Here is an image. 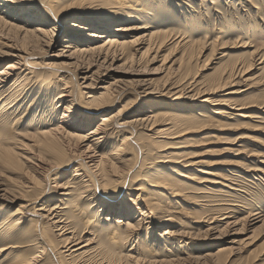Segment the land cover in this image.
<instances>
[{"label": "rangeland", "instance_id": "rangeland-1", "mask_svg": "<svg viewBox=\"0 0 264 264\" xmlns=\"http://www.w3.org/2000/svg\"><path fill=\"white\" fill-rule=\"evenodd\" d=\"M121 1L124 3L122 8L125 7L134 17L113 26L110 33H103V29L84 30L85 22L65 15L59 23L43 24L18 19L13 12L3 14L11 23L26 25L23 30H16L4 20L0 21V49H13L16 55L26 57L24 65L28 70L18 71L21 77L17 85L6 91L0 90V245L5 241V221L9 214L12 218L25 214L27 206H23L27 201L38 207L46 202L52 207L57 206L56 211L62 220L69 218L76 223L81 219L93 220V224L82 232L84 243L93 235L95 237V247L87 248L81 259L88 264H153L157 257L165 259L159 264H264V223L258 222L261 218L257 219L259 215L264 217V63L259 59V54L264 55V0H180V6L171 4L174 0H142L143 11L135 13L129 6L134 0ZM0 8L3 7L0 5ZM26 28L33 32V37L25 34ZM36 28L39 30L35 31ZM151 32H155L152 37L156 43L150 47L142 44L140 48L136 43H149L147 34ZM69 33H74L80 40L74 37L77 41L69 44L66 42ZM113 34L126 41L119 54L88 56L74 47L99 45L104 38L98 36ZM183 38L196 43L188 46L181 40ZM256 49L260 50L259 53ZM253 52V56H248ZM12 61L16 63L19 59L1 55L0 69ZM253 61L256 65L250 73L245 75L237 70L240 65L246 66ZM75 75H78L81 92H88L95 99L102 96L104 87L108 89L103 97H107L113 106L100 110L92 122L81 119L79 104L86 95H80L79 103L76 102L77 91L70 95L65 92L55 100L67 87L75 88ZM68 82L69 85H64ZM170 88L173 91L168 94ZM179 90L185 93V97L174 99L180 95ZM197 91L198 96L188 97L195 92L197 95ZM73 98L75 103L70 102ZM203 98L210 99L211 103H201ZM228 101L234 107L255 102L263 104L243 110L252 118L226 115L216 119L215 108L223 107L222 103ZM118 111H122L124 119L152 113L157 115L156 119L164 120L160 121L162 124H167L170 116L178 119L172 121V128L166 131L163 140L155 139L150 131L140 126L135 128L137 136L133 141H128L125 133L112 131L99 152L103 155V162L120 165L119 156L112 155V152L122 146L121 150L129 154L128 158L131 157V148L138 151L139 163L145 164L137 165L136 175L152 172L154 176L162 171L178 178L174 171L190 170L195 178V181L185 180L193 189L177 202L173 201L166 211L177 216L174 226L180 234L172 239L164 237L167 226L163 223L149 235L156 236L153 246V241H149L151 238H147V231L143 230L133 239L124 241L121 247H112L105 234L113 232L114 223L102 219L110 211H102V215L100 202H94L92 191L85 187L91 173L77 170L81 144L76 138L62 140L65 156L59 158L60 154L54 155L46 150L43 142L45 129L61 125L58 131L64 128L86 132L95 128L101 115ZM64 113L68 117L62 118ZM77 118V128L69 127L68 124ZM155 141L164 146L159 147ZM165 152L170 155H163ZM15 154L17 160H13ZM182 157L196 162L193 166L198 171L191 166L185 169L173 164L180 163ZM165 160L172 165L170 170L163 166ZM134 162L131 158L122 168L128 169ZM78 172L83 175H77ZM225 176L232 181L234 189L205 182ZM136 182V178L130 179L129 187ZM58 183L68 190L54 187ZM227 183L230 186L231 182ZM206 186L225 189L227 196L220 198L239 205L238 214H244L240 217L248 216L246 229L234 233L230 228L222 227L214 234H206L207 224L196 221L199 216L211 213L206 198L202 197L204 194L197 189ZM144 190L149 192L148 187ZM130 194L135 193L130 191ZM25 216L27 224L39 223L37 216L31 213ZM43 226L46 234L57 242L60 231H55L49 223ZM219 247L223 248L221 254L216 252ZM46 250L49 253L50 248ZM47 251L45 255L49 256ZM151 252L156 257H152ZM7 253L0 260H5ZM207 253L214 255L205 256ZM110 254L114 255V262L106 258ZM46 256L45 262L56 264ZM135 256L140 263L134 262ZM197 256L202 259L195 258Z\"/></svg>", "mask_w": 264, "mask_h": 264}, {"label": "bare ground", "instance_id": "bare-ground-1", "mask_svg": "<svg viewBox=\"0 0 264 264\" xmlns=\"http://www.w3.org/2000/svg\"><path fill=\"white\" fill-rule=\"evenodd\" d=\"M178 1L180 0H174L171 4L176 6L177 5L176 3H178V6H180V3ZM123 4L124 3L121 0H33L32 2H30V0H0V5L4 8V9L0 8L3 10V12H0V21L4 20L5 23H9L12 27H15L16 30H23L26 24L22 26L17 23H11L10 21L6 20L3 14L8 15L13 12L15 13V15L18 16V19L24 18L28 22H34V23L39 22L43 24L49 23L50 21H51L50 23L53 24L59 23L61 22L62 17H64L65 15V16H70L69 18L75 21L85 22L86 26H84L85 27L84 30L103 29L105 30V32L103 33L106 32L110 33V31H112L111 29L113 26H117L120 23H123L129 19H133L132 17H134V15L131 14L129 10H125L124 9L125 7L122 8ZM161 5L164 6L163 4ZM129 6L132 7L131 8L132 13H135L136 11L138 12L139 10L143 11L142 9L144 8L143 7L144 4L142 0H134L133 4H129ZM70 13H72V15ZM22 20H18V21H22ZM38 30H39L38 28L35 29V31ZM25 32H26L25 34L27 35L30 34L29 36L33 37L32 35L33 32H30L28 28L25 29ZM154 34L155 32H151V34H147L149 38V43L147 42L144 43L139 40L140 43H136V44L139 45L140 48L142 44H146L149 47L152 46L154 43H156L154 42L155 40L152 37V35ZM74 37H77V39L80 40V38L74 35V33H69L66 42H68L69 44L76 42L77 40ZM98 37L104 38L102 44L99 45L97 44L95 46H91L90 44H87L85 47L83 46L81 48H78V45H76L74 47L80 50L84 55L93 56L94 54H97L96 56L98 57L100 55L107 57L110 54L113 55L119 54V51L123 50L125 46L126 41L120 40V36L119 35L117 36V34L116 35L113 34V36L100 35ZM181 40L184 41V44L188 46L189 45L192 46L196 43L195 41H192L190 39L185 40V38H183ZM256 50L258 51L257 53H259L260 50L259 49ZM15 52L16 51L13 49L12 50L0 49V56L12 55V56H16L19 59L18 62L15 63L12 61L11 63L6 64L3 68L0 69L1 91L3 90L6 91L8 88L17 85V83H19L21 76L17 74L18 71L25 72L28 70L24 65L26 57H23L22 55H16ZM254 53L255 52L251 53L248 56H253ZM259 56H261L259 58L260 60H262L261 63H264V55L259 54ZM255 65L256 63L253 61L247 64L246 66L240 65L241 68L239 67L237 68V70H241L246 75L254 69ZM23 66L25 68H23ZM14 76H16V78L11 82V85L8 86L9 82L12 80ZM73 77H74L73 79L76 80L74 86L75 88L67 87L68 89L63 90L64 92L58 95L55 100L64 96L65 92H67L66 94L70 95L71 93L73 92L75 93L77 91V94H75L77 95L76 102L79 103L80 95H84V96L86 95L85 100L79 104L81 106L80 109L82 110L81 119L84 122H92L93 120L97 119L95 115L100 110L113 106L109 102L107 97H103V95H107L108 92L107 87L103 88L104 92L101 94L102 96H99V98L95 99L94 95H89L88 92L86 93L81 92L80 90L81 84L80 81L78 80V75L77 76L75 75ZM64 85H69V82L64 83ZM172 89L173 88H170L167 93L171 94V91H173ZM178 92L180 93V95L175 97L174 99H182L183 97H185L184 92L180 90ZM232 93H236V92H229V94ZM198 95L199 93L196 95L195 92L188 97H195ZM74 100L75 98L70 100V102L75 103ZM209 100L210 99L203 98L201 103L209 102ZM262 104L263 103L255 102L254 104H243V105L238 104L240 105L239 107H234L232 103L228 101L222 103L223 107L215 108L214 110L215 112L213 113L217 114L215 117L216 119H218L219 116H226V115H236V116L240 115L242 117L252 118L250 113L247 112L244 114L243 110L249 109L251 107L254 108V106L262 105ZM65 108L67 109V107ZM258 109L261 108L259 107ZM230 110H235L238 113ZM156 116L157 115L153 113L144 114V115L137 114V116H133L129 119H124V117L122 116V111H118V113L115 114L108 113L101 115L100 117L101 121L95 126V128H90L86 132L84 131L80 133L78 131L72 132L64 128L63 129L61 128L60 131H58V128H60L61 125H58L57 128H52L49 130L45 129V131L43 132L46 135V137L43 140L45 149L53 153L54 155H57L59 153L60 154L59 158H64L65 156L62 148V140H66V138L67 139L76 138L78 142L81 144V149L78 152V154L80 155L79 158L80 163L77 170L84 171V173L86 172V174L89 172L91 173L89 174L90 178L87 177L89 180L87 181L85 187L88 188L90 191H92V194L95 199L93 201L100 202L101 204L100 206H102L100 208L102 215H103L102 211L104 212H106V210L110 211L102 219H105V221H109V223L110 222L114 223L113 232L110 234H105L106 232L104 233L106 239L108 238L107 240H109L112 247H121V244L124 241H128L130 238L133 239L136 235L140 233V231L143 230L147 231L146 233L147 238H149L150 237L149 235L150 234L152 235L154 233L153 230L158 226H160L161 228L164 225L163 223H165V225L167 226L166 229L164 230V234H163L164 237L166 236L169 239L170 238L172 239L180 234V231L176 230V227L174 226L176 224L177 216L173 213H166V211L168 207L172 205L173 201L177 202L178 199H180L182 196H185L191 191V189H193L191 188V184L185 181L186 179L195 181V178L191 174L190 170H179V172L174 171V173L176 172L175 174L178 176V178H175L174 176L164 173L162 171H158L156 174H154V176L152 172H145L143 173V175L142 174L136 175L137 165L138 164H141V166L145 165L142 162L139 163L138 151L136 152L130 147L131 157L128 158L129 154H126L127 152H125L123 149L121 150V148H123L122 146L115 149V151L112 152V155L119 156L118 160L120 165L115 163H110V165L106 164L105 162H103V155L99 153L101 151V148L107 142L110 133L114 130L118 131L119 133H125L127 135L126 139L128 141H133L134 138H136L137 136L136 134L137 131L135 128L137 126H140L143 127L145 130L150 131L155 139L163 140V138L166 137L167 134L166 131L172 128L171 125L172 121H175L176 119H178V117L170 116L167 119L168 121L167 123L168 125H167V124H162L163 122L160 121H164V120H158L156 119ZM66 117H68V115L64 113V116L62 118H66ZM190 118L194 119V117L192 116ZM63 120L66 121V119ZM77 123H79L78 118L70 122L68 126L73 127V129L74 128L76 129ZM161 126H165V127L160 128ZM155 143L157 145H160V142L158 141H155ZM163 146L164 144H161L159 147H163ZM163 155H170V152H165ZM15 156L16 157H14L13 160H17L18 156L16 154ZM131 158L134 159L135 161L134 164L128 169H123L122 166H124ZM158 158H160V156ZM160 160L161 159H158L157 162H160ZM144 161L145 160H143V162ZM168 162L169 160H165L163 166L166 169L170 170L172 165H170L169 164L170 162L169 163ZM174 163L185 169H187V167L190 166L195 170L197 169L195 168V166H193L196 165V162H193L192 160H188L187 157H185V159L182 157L180 163L173 162V164ZM98 171L100 172L99 174ZM203 173H207V172H203ZM77 175H83V173L78 172ZM228 176H225L223 178L218 177L210 180L207 179L205 180V182L208 181L209 183L215 185H221L224 187H229L231 189H234L232 188L233 186H231L233 183L230 179H228ZM233 176L231 175L229 177H233ZM133 178H136L137 182L136 184L132 185V187H129L130 179ZM182 178L185 179L183 180ZM228 181L231 182L230 186L227 185ZM54 187L68 190L66 186L59 183L55 184ZM144 187H148L149 189L148 193H146ZM222 188L215 189V187L212 186L211 187L206 186L205 188H197L200 189L202 194H204V196L202 197L206 198L205 201L208 202L207 203L208 205L206 206L210 208L208 210L211 211L210 214L199 216V219L196 220L197 222H203V223L205 222L207 224V228H206L207 235L214 234L215 231H217L218 229H222V227L223 229L230 228V230L234 231V233H236L238 229L247 228L246 224H247L248 216L246 218L240 217L242 213L240 215L238 214L240 212V209H237V207L239 208L238 204H234L229 201L227 202V200L224 201L226 198L223 200L221 199L222 198L221 196L224 197L227 196L226 195L227 192L225 191V189ZM133 189H135L137 192L139 191V193L137 194L136 192H134ZM130 191H132V193L135 194L134 195L130 194ZM227 191L229 193V189ZM126 195L130 197L126 199L125 197ZM109 199L111 200V203L108 202ZM118 199L121 200L119 203L116 204V201ZM219 201H223V202L218 204ZM25 206H27L24 211L25 214L31 213L34 216H37L39 218V223L33 226H32L33 224L32 222H29V224H27L25 214H20L14 218H12V214L8 215V218L5 221L6 223L5 241L0 245V258L4 255V253L6 252L8 253L5 257V260L4 259L0 260V264H52L44 261V256H46L45 251H47L46 248L48 247L50 248V251L49 253L47 251V254L51 257L52 261L53 260L55 261L56 264H88L86 262L81 261V259L85 256L84 254L87 248L95 247L93 246L95 237L93 235L92 238H88L87 243H84L82 242V232L84 231L85 227L91 226L93 224V220L84 221V219H81L77 223L69 218H64L62 220L63 217L59 216V212L56 211L57 206L52 207L46 202L42 206L38 207L37 205L29 204V201H27L26 204L23 206V208H25ZM65 207L66 206H64L63 209ZM31 209L33 210V212H30ZM116 214L118 215V217H116ZM259 218L261 219L258 220V222L262 221L264 223V217L262 218L259 215L257 219ZM45 223H49V225H52L55 231H60L57 234L59 239L57 242L53 241V239L46 234L43 226ZM156 235L159 236L161 234H156ZM190 237H191V233L189 234V238ZM150 238L151 240L149 241H153L151 242V245L153 246L154 243L157 241L156 236ZM137 242H139V239L137 240ZM222 251L223 248L219 247V250L216 252L218 254ZM150 254L153 255L152 257H156L154 252H151ZM213 255L214 254L212 253L205 254V256H213ZM49 256L46 257L50 260ZM106 258L108 259L109 262L115 261V257L112 254L107 255ZM195 258H198V256ZM198 259H202V257L201 258L199 257ZM134 262L140 263V259L136 257V259H134ZM164 262L165 259H161L160 257H157L155 258V260L152 261L153 264H159Z\"/></svg>", "mask_w": 264, "mask_h": 264}]
</instances>
